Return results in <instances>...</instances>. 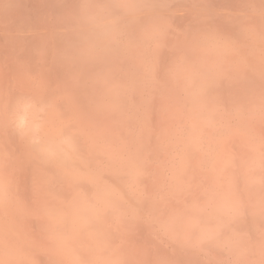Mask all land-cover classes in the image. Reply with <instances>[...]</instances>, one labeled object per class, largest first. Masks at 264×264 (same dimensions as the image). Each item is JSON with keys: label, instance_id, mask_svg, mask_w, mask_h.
Masks as SVG:
<instances>
[{"label": "clouds", "instance_id": "1", "mask_svg": "<svg viewBox=\"0 0 264 264\" xmlns=\"http://www.w3.org/2000/svg\"><path fill=\"white\" fill-rule=\"evenodd\" d=\"M0 264H264V0H0Z\"/></svg>", "mask_w": 264, "mask_h": 264}]
</instances>
